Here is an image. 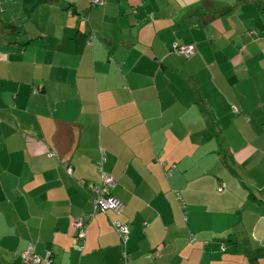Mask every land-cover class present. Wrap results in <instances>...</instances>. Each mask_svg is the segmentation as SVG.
Masks as SVG:
<instances>
[{
  "label": "crops",
  "instance_id": "0c3cea01",
  "mask_svg": "<svg viewBox=\"0 0 264 264\" xmlns=\"http://www.w3.org/2000/svg\"><path fill=\"white\" fill-rule=\"evenodd\" d=\"M4 3L0 264H264V0Z\"/></svg>",
  "mask_w": 264,
  "mask_h": 264
},
{
  "label": "built area",
  "instance_id": "2783aa9c",
  "mask_svg": "<svg viewBox=\"0 0 264 264\" xmlns=\"http://www.w3.org/2000/svg\"><path fill=\"white\" fill-rule=\"evenodd\" d=\"M93 3L101 4L103 3V0H93ZM181 51L186 53L187 55H190L193 53L194 49L192 46H186L181 48ZM100 163L103 164V161H100ZM101 179H102L101 181L102 188L100 189H102V191H100L98 196H96L94 199L96 210L103 212H106L108 210H113L119 213L122 209V203L119 200H117L115 197H113L110 191V188L115 185L114 177L111 176L110 174L102 173ZM113 225L115 229L118 231V233L122 236L123 240L126 241L129 232L128 226L119 219L114 220ZM76 226L80 228L78 234V240L80 244L83 245L85 239L84 224L81 220H79L76 222ZM124 254L126 255L125 252ZM22 257L24 261L30 264H37L40 262V259L34 254V249L32 246H30L27 250L22 252ZM48 264L50 263L48 262Z\"/></svg>",
  "mask_w": 264,
  "mask_h": 264
},
{
  "label": "trees",
  "instance_id": "16d2710c",
  "mask_svg": "<svg viewBox=\"0 0 264 264\" xmlns=\"http://www.w3.org/2000/svg\"><path fill=\"white\" fill-rule=\"evenodd\" d=\"M22 1H23V3H24L27 7H29V9L31 10V12L34 13V12H36V11H37L42 5L47 4V3H50L52 0H22ZM67 2H68V6H69V1H67ZM86 38L88 39L87 36H84V35L82 34V37H80V38L78 39V41H79V42H80V41L85 42ZM11 43H13V42H11ZM18 43L20 44V46H18L19 49H23V48H25V47L27 46V44H28L29 42H25V43H20V42H18ZM15 44H17V42H15ZM186 46H192V47H193L194 51H193L192 54L187 55L186 53H184V52L181 51V48L186 47ZM172 49H173V51H174L175 53H177V54H179V55H181V56H184L185 58H189V57H191V56L195 53V47H194L192 44H183V43H180L179 41L173 42ZM220 147H221V146H220ZM220 149H221V148H220ZM220 151H224V150L221 149Z\"/></svg>",
  "mask_w": 264,
  "mask_h": 264
},
{
  "label": "rangeland",
  "instance_id": "374dc122",
  "mask_svg": "<svg viewBox=\"0 0 264 264\" xmlns=\"http://www.w3.org/2000/svg\"><path fill=\"white\" fill-rule=\"evenodd\" d=\"M4 1L5 2H11V6L14 7V5H15L16 9H19L20 6L23 4L22 0H0V40L3 39L5 33H7V31L10 30V22L8 20L11 18V14H9V16H7L5 18H3V16H2V12L6 7L5 3H4V6L2 4ZM25 7L28 8L26 5H25ZM6 12H8V11H6ZM6 15H8V14H6ZM13 27L14 26H11L12 29H13Z\"/></svg>",
  "mask_w": 264,
  "mask_h": 264
}]
</instances>
